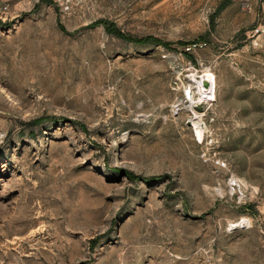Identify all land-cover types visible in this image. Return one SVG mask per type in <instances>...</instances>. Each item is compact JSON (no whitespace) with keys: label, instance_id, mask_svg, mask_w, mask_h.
Listing matches in <instances>:
<instances>
[{"label":"rangeland","instance_id":"374dc122","mask_svg":"<svg viewBox=\"0 0 264 264\" xmlns=\"http://www.w3.org/2000/svg\"><path fill=\"white\" fill-rule=\"evenodd\" d=\"M5 1L0 264H264V0Z\"/></svg>","mask_w":264,"mask_h":264},{"label":"trees","instance_id":"16d2710c","mask_svg":"<svg viewBox=\"0 0 264 264\" xmlns=\"http://www.w3.org/2000/svg\"><path fill=\"white\" fill-rule=\"evenodd\" d=\"M107 28L108 30H111L112 32L118 34L119 36L129 40V41H134V42H138V43H156V44H164L165 46H170L171 43L170 42H163L162 40H160L159 38H155L153 36H148V37H145V38H132L130 35L128 34H125L119 30H117L115 28V26H113L112 24H108L107 23ZM129 177H131L132 179L133 178H136L137 176H135L132 172H125Z\"/></svg>","mask_w":264,"mask_h":264},{"label":"bare ground","instance_id":"6f19581e","mask_svg":"<svg viewBox=\"0 0 264 264\" xmlns=\"http://www.w3.org/2000/svg\"><path fill=\"white\" fill-rule=\"evenodd\" d=\"M207 72V71H206ZM210 76L206 73L205 75L202 76V78L197 82V92H198V99L205 101L208 96L206 95L207 91L206 88L207 86H205V82L209 81ZM196 99V98H195ZM198 102V100H197Z\"/></svg>","mask_w":264,"mask_h":264},{"label":"built area","instance_id":"2783aa9c","mask_svg":"<svg viewBox=\"0 0 264 264\" xmlns=\"http://www.w3.org/2000/svg\"><path fill=\"white\" fill-rule=\"evenodd\" d=\"M10 11V4L5 0H0V18H3Z\"/></svg>","mask_w":264,"mask_h":264},{"label":"water","instance_id":"95a60500","mask_svg":"<svg viewBox=\"0 0 264 264\" xmlns=\"http://www.w3.org/2000/svg\"><path fill=\"white\" fill-rule=\"evenodd\" d=\"M205 86H208V82H205Z\"/></svg>","mask_w":264,"mask_h":264}]
</instances>
